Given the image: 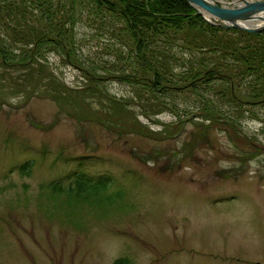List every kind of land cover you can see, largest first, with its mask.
<instances>
[{"label": "rangeland", "instance_id": "1", "mask_svg": "<svg viewBox=\"0 0 264 264\" xmlns=\"http://www.w3.org/2000/svg\"><path fill=\"white\" fill-rule=\"evenodd\" d=\"M76 30L77 56L98 72L125 49L106 28L82 21ZM227 35L236 47L247 43ZM34 68L72 89L87 82L55 50L42 51ZM8 75L10 88L0 90V264H264V90L248 97L254 76L233 75L239 103L212 77L147 111L128 81L108 75L107 93L137 118L138 129L119 130L83 113L78 120L49 95L17 92ZM100 102L92 107L109 111ZM206 102L214 119L202 116ZM84 154L91 159L77 167ZM82 169L105 185L87 180L78 190Z\"/></svg>", "mask_w": 264, "mask_h": 264}, {"label": "trees", "instance_id": "2", "mask_svg": "<svg viewBox=\"0 0 264 264\" xmlns=\"http://www.w3.org/2000/svg\"><path fill=\"white\" fill-rule=\"evenodd\" d=\"M82 21L108 29L125 47L117 48L114 66H103L104 71L98 72L80 61L76 28ZM225 33L243 36L247 43L236 47V38H225ZM242 49L248 56H241ZM44 50L60 53L87 82L72 89L51 71L34 68ZM12 70L17 74L12 76ZM8 73L19 84L15 91L26 92L27 96L49 95L61 102V109H74L78 120L83 113L85 120L109 121L107 127L104 125L108 129L117 126L119 130H134L138 128L137 118L131 116L133 110H127L126 101L107 93L104 78L114 74L128 81L138 105L147 111L153 106L160 111L166 105V93L212 77L226 82L217 92L226 91L229 101L239 103L233 75L255 77L257 82L248 97L259 96L264 90L258 79L264 75V29L251 32L211 23L187 0H0L1 91L8 86ZM103 98L109 101V111L100 114L92 104H102ZM3 99L0 94V102ZM257 101L263 102L264 96ZM202 110L204 118L214 119L215 112L207 102ZM88 156H77L76 166L82 168L91 159ZM75 176L78 190L87 180L96 184H89L96 190L105 185L101 177L93 179L83 169ZM64 189L71 193L74 187L69 183ZM126 262V257H118L113 264Z\"/></svg>", "mask_w": 264, "mask_h": 264}, {"label": "water", "instance_id": "3", "mask_svg": "<svg viewBox=\"0 0 264 264\" xmlns=\"http://www.w3.org/2000/svg\"><path fill=\"white\" fill-rule=\"evenodd\" d=\"M187 1L212 23L254 32L264 29V0H234L231 3L221 0Z\"/></svg>", "mask_w": 264, "mask_h": 264}]
</instances>
